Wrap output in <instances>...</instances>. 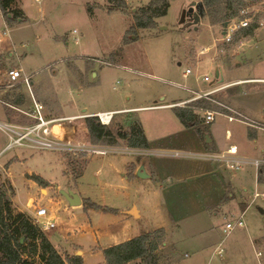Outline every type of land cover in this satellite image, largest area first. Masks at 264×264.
Masks as SVG:
<instances>
[{
	"label": "rangeland",
	"instance_id": "374dc122",
	"mask_svg": "<svg viewBox=\"0 0 264 264\" xmlns=\"http://www.w3.org/2000/svg\"><path fill=\"white\" fill-rule=\"evenodd\" d=\"M151 1L126 0L125 11L111 10L117 4L111 0H16L14 7L27 20L12 23L0 10L3 87L14 91L21 84L9 83L11 68L31 76L30 86L22 83L26 103L20 108L29 110L33 97L51 116L130 108L114 113L110 124L117 144L93 142L87 124L77 130L94 145L134 151L73 155L16 146L0 153V188L13 210L38 224L46 219L39 223L36 209L47 208L55 227L43 229L68 261L77 253L83 264H107L105 248L165 228L158 264H264V181L256 166L235 169L193 157L137 153L148 151L143 142L150 150L202 151L195 146L205 148L201 134L184 127L171 107L159 106L209 99L213 108L205 110L216 114L205 133L216 147L205 150L236 144L239 155L262 157L264 130L250 121L264 122V83H233L264 77V27L241 43H224L225 28L207 15L197 29L188 16L181 21L183 9L202 0H169L156 28L131 30L134 13ZM187 68L192 72L184 76ZM6 103L0 98V120L29 121ZM205 110L198 109L202 116ZM8 141L0 129V147ZM13 154L19 158L10 159ZM144 156L171 176H136L133 167ZM62 190L79 194L83 203L70 205ZM243 212L246 226L227 235L226 223ZM221 242L222 256L214 253Z\"/></svg>",
	"mask_w": 264,
	"mask_h": 264
},
{
	"label": "trees",
	"instance_id": "16d2710c",
	"mask_svg": "<svg viewBox=\"0 0 264 264\" xmlns=\"http://www.w3.org/2000/svg\"><path fill=\"white\" fill-rule=\"evenodd\" d=\"M16 0H0V6L9 22L19 19L27 20L22 10L14 7ZM206 15L212 24L230 22L238 17L241 8L248 1L257 0H202ZM117 4L111 5L110 9L128 10L126 0H111ZM169 0H152L147 6L134 13L135 24L131 30L138 28H156L157 18L168 13ZM92 10V6H89ZM11 15V17L9 16ZM256 26L241 28L238 30L230 44H238L255 34ZM226 43V42H224ZM22 83L13 87L12 90L0 91V98L14 106L21 107L26 103V94L23 92ZM178 102V101H177ZM213 108L209 99L195 100L185 106H174L176 116L184 127L194 128L201 134L204 141L207 132L205 119L198 109ZM90 137L95 143L117 144L118 137L110 125L102 124L97 116L87 118ZM205 129V130H204ZM253 133L251 132V136ZM145 148L147 142H143ZM205 146L211 147V143ZM43 186L45 181L35 176ZM259 181H264V167L258 174ZM91 205V202H87ZM166 242V229L159 228L145 232L124 242L111 245L103 250L107 264H132L142 261L144 264H158V251ZM0 264H83L82 256L77 253L66 260L60 250L52 243L43 227L36 223L29 214L12 208L7 192L0 188Z\"/></svg>",
	"mask_w": 264,
	"mask_h": 264
},
{
	"label": "built area",
	"instance_id": "2783aa9c",
	"mask_svg": "<svg viewBox=\"0 0 264 264\" xmlns=\"http://www.w3.org/2000/svg\"><path fill=\"white\" fill-rule=\"evenodd\" d=\"M40 2L41 0H36ZM0 10L1 6H0ZM256 26V30L264 27V0L248 1L244 5L238 17L229 22L222 40L226 43H230L233 40L234 34L241 28ZM74 32H77L75 30ZM78 40V39H77ZM243 42V41H241ZM209 48L203 49L201 53L208 51ZM192 71L187 68L184 72V76H187ZM8 81L10 84L27 83L30 86L31 76L23 74L22 69L15 67L8 70ZM205 80H209L208 76H205ZM243 82H261L264 83V77L253 78L248 80H239L233 84ZM232 85L227 84L226 86ZM224 86V87H226ZM223 87L215 89L219 90ZM213 91L199 94V97L209 95ZM34 103L29 110H22L20 107L14 106L10 103H6L9 108L22 112L29 121L24 124L14 123L11 121H0V128L8 135L9 142L6 145L5 150L12 149L16 146H25L38 150H50L63 153H70L73 155L84 154H107L111 151L117 152H129L134 153L129 147H115V146H97L92 144L89 140L80 138L78 135L77 126L80 124H87V118L90 116H97L102 124L110 125L114 117V111H103L97 113H80L76 115H62V116H50L45 113L44 105L37 101L33 97ZM180 104V103H178ZM214 111L205 110L204 119L205 124H210L215 120ZM230 120L235 119L234 116L229 115ZM250 125L252 127L260 128L264 130V122L257 120H251ZM146 149V148H145ZM146 154H157V152L147 149ZM264 152V151H263ZM158 154H172L174 156H186L193 157L200 160L217 161L226 164L230 168L238 169L244 164H253L257 168V176L262 167H264V155L260 158H246L239 155V148L236 144H231L227 149L221 152L214 151H199V152H187V151H171V152H158ZM259 196L258 192H255L254 199ZM34 217L39 222L40 218H45L46 221L41 224L45 228H54L55 224L51 222V215L47 208L38 207L34 213ZM244 212L235 216L232 220L228 221L225 225L224 232L228 235L237 227H245ZM222 242L214 249V253L223 255L224 249ZM188 257L189 254L187 253Z\"/></svg>",
	"mask_w": 264,
	"mask_h": 264
},
{
	"label": "water",
	"instance_id": "95a60500",
	"mask_svg": "<svg viewBox=\"0 0 264 264\" xmlns=\"http://www.w3.org/2000/svg\"><path fill=\"white\" fill-rule=\"evenodd\" d=\"M206 15L205 7L203 4V1H194L190 4L188 9H185L182 13V22H185L186 17L188 16L191 18V24L195 25V29L198 28V24L200 23L201 19ZM11 17V15H9ZM19 22L22 20L19 19ZM229 22H225L223 27L227 28ZM225 33V31H224ZM239 65V63H237ZM220 77V73L217 72V78ZM178 105V104H177ZM211 137L206 134V143H210ZM136 176L142 179H147L152 177V173L149 169V163H148V158L144 156L142 160L140 161L139 166L137 167L135 171ZM62 194L67 198L69 201L70 205L76 206V205H81L83 203V199L79 196V194L73 192L72 190H62ZM137 216V213H135Z\"/></svg>",
	"mask_w": 264,
	"mask_h": 264
},
{
	"label": "crops",
	"instance_id": "0c3cea01",
	"mask_svg": "<svg viewBox=\"0 0 264 264\" xmlns=\"http://www.w3.org/2000/svg\"><path fill=\"white\" fill-rule=\"evenodd\" d=\"M21 22H23V21H21ZM256 34V33H255ZM8 73V72H7ZM6 77H7V79H8V75H6ZM2 80V79H1ZM1 80H0V88H2V89H4V90H6L3 86V83L1 82ZM245 80V79H244ZM177 102V101H176ZM177 105V103H175V102H173V103H168V104H166V105H162V106H159V107H174V106H176ZM7 106V105H6ZM125 109H127V110H125ZM87 111V108H84L83 109V111ZM128 111V110H130V108H124V109H120V110H107V111H114L115 113L116 112H118V111ZM100 112H103V111H100ZM45 113H48V112H46L45 111ZM88 113V112H87ZM95 113H97V112H95ZM49 114V113H48ZM50 116H51V114H49ZM73 115H76V114H73ZM54 116H56V115H54ZM59 116H62V115H59ZM1 122H5V121H9V120H5V121H2V120H0ZM1 129V128H0ZM194 129V128H193ZM2 130V129H1ZM195 131H197L196 129H194ZM196 133V132H195ZM206 134L207 133H204V135L206 136ZM211 137V136H210ZM211 147L214 145L213 144V139L211 138ZM206 141V140H205ZM205 141H204V146H205ZM9 142V141H8ZM118 142H119V140H118ZM166 141H164L163 143H165ZM8 144V143H7ZM194 146V145H193ZM196 147H199V148H202V151L203 150H205V149H207V148H209V147H207V146H205V148H203V147H200L199 145H195ZM5 147L6 146H4L3 148L2 147H0V153L1 152H3L4 151V149H5ZM148 147V146H147ZM210 147V148H211ZM213 147H216L215 145L213 146ZM146 149H148V148H146ZM176 150H181V149H175V150H171V149H169V150H153V151H155V152H157V154H158V152H171V151H176ZM264 151V148H262V152ZM196 152H199V151H196ZM15 159V158H19V155H17V154H13L11 157H10V159ZM148 163H149V169H150V171H151V173H152V177L153 176H155V173H158V174H166L167 176H171V174H168V173H166L167 171H166V168L165 167H163L162 168V170H160L161 169V167L159 168L155 163H151V162H149L148 161ZM139 164H140V162H139ZM139 164H138V166H139ZM6 167H8L9 166V164H6L5 165ZM137 165H134V170L136 171V169H137V167H138ZM151 166H153V168L151 167ZM160 176H162V175H160ZM151 177V178H152ZM160 178V177H159ZM74 252H78V250H75Z\"/></svg>",
	"mask_w": 264,
	"mask_h": 264
},
{
	"label": "flooded vegetation",
	"instance_id": "af4514ba",
	"mask_svg": "<svg viewBox=\"0 0 264 264\" xmlns=\"http://www.w3.org/2000/svg\"><path fill=\"white\" fill-rule=\"evenodd\" d=\"M185 9H183V11H184Z\"/></svg>",
	"mask_w": 264,
	"mask_h": 264
}]
</instances>
